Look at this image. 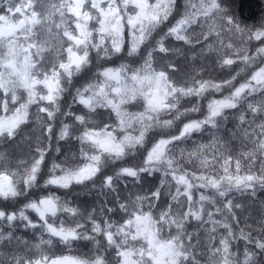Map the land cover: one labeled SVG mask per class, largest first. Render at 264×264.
Segmentation results:
<instances>
[{
    "label": "snow or ice",
    "instance_id": "1",
    "mask_svg": "<svg viewBox=\"0 0 264 264\" xmlns=\"http://www.w3.org/2000/svg\"><path fill=\"white\" fill-rule=\"evenodd\" d=\"M204 60L243 66L204 79ZM22 145L30 161L14 159ZM76 186L103 197L99 214L71 203ZM261 193L264 15L247 23L236 0H0V264H264ZM80 242L90 256L49 251Z\"/></svg>",
    "mask_w": 264,
    "mask_h": 264
},
{
    "label": "trees",
    "instance_id": "2",
    "mask_svg": "<svg viewBox=\"0 0 264 264\" xmlns=\"http://www.w3.org/2000/svg\"><path fill=\"white\" fill-rule=\"evenodd\" d=\"M236 3L238 5V12L240 16L249 24L256 23L260 19V17L264 15V0H236ZM126 40H127V36H126ZM172 43L176 44V42H172ZM176 46H180V45H176ZM198 50L199 49L197 48V51ZM176 61L182 71L184 72L191 71V67H190L192 63L191 61H186L183 56L177 57ZM119 62L120 61H116V63H119ZM195 63L197 66L203 64L205 71L203 72L202 76L204 79L228 78L230 75H234L236 71H238L239 68L243 66L241 64H237V65H234L231 69H221L219 68V66H217L213 62V60L197 61ZM252 70L253 69H246L245 73H241V75L237 77V80L234 83L238 85L239 83L243 82L247 78V76L250 75ZM197 78H200V77H197ZM223 94H227V89L225 90ZM209 95H212V94H209ZM215 95H220V94H215ZM192 103H195V98H192L191 103L185 101L184 106L191 107ZM202 103H205V102L202 101ZM202 115H203V112L192 114V118H200ZM234 123H235V118L233 115L230 114L227 127L232 128ZM29 130L30 129L28 128L25 129L26 132H28ZM209 139H210V135L208 133L195 134L192 139H189L188 141L181 143L180 147L191 150L195 147L196 143H200V142L207 143ZM53 145H55V141H53ZM239 148H240V145L239 143H237L235 150H239ZM12 151H13L14 159H25L29 161L31 159V156L29 154V149L24 145H22L18 149H13ZM177 151H179V149H177ZM55 155L56 154L53 153L52 156L48 158L49 165L51 163L52 158H54ZM58 159L62 160L63 157H59ZM74 162L79 163L78 160ZM258 163H257V166H258ZM186 167H193V165H186ZM157 182H158L157 180H149L144 185V187L145 189H147L148 187L154 186ZM132 191L135 193L137 191H140V189L132 188ZM86 193H87L86 189H83L81 186H76L73 189L68 191L67 197L74 206L81 205L82 210L87 208V210L90 211L92 207H96L97 214H99V206H100V202L103 199V197L96 195V194L89 196ZM58 194H60L61 196H64L65 191L59 190ZM234 196L237 200L244 199V197H241L239 194H234ZM260 198L264 199V193L260 194ZM18 234L25 235L29 241H35L39 237L38 232L36 233L32 231L25 232L23 229H21ZM45 238H47L46 235H45ZM21 250H23V248ZM49 251L56 255L70 254V255L90 256L93 252V248H92V245L88 242H80V244L73 246L71 249L66 248L63 245L54 243L53 247L49 249Z\"/></svg>",
    "mask_w": 264,
    "mask_h": 264
}]
</instances>
